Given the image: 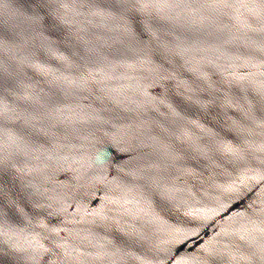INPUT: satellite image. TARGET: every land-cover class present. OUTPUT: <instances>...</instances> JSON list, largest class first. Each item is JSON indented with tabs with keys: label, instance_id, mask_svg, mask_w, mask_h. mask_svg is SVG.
Masks as SVG:
<instances>
[{
	"label": "water",
	"instance_id": "95a60500",
	"mask_svg": "<svg viewBox=\"0 0 264 264\" xmlns=\"http://www.w3.org/2000/svg\"><path fill=\"white\" fill-rule=\"evenodd\" d=\"M0 264H264V0H0Z\"/></svg>",
	"mask_w": 264,
	"mask_h": 264
}]
</instances>
